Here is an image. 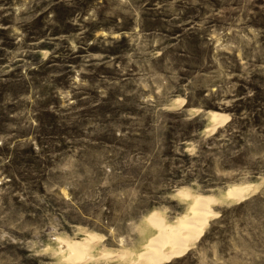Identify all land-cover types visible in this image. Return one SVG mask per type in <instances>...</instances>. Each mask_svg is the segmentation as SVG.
I'll use <instances>...</instances> for the list:
<instances>
[{
  "label": "rangeland",
  "instance_id": "374dc122",
  "mask_svg": "<svg viewBox=\"0 0 264 264\" xmlns=\"http://www.w3.org/2000/svg\"><path fill=\"white\" fill-rule=\"evenodd\" d=\"M188 191L161 264H264V0H0V264H131Z\"/></svg>",
  "mask_w": 264,
  "mask_h": 264
},
{
  "label": "bare ground",
  "instance_id": "6f19581e",
  "mask_svg": "<svg viewBox=\"0 0 264 264\" xmlns=\"http://www.w3.org/2000/svg\"><path fill=\"white\" fill-rule=\"evenodd\" d=\"M211 116L217 120L220 115L212 112ZM247 190V187L232 186L226 191L223 199H243ZM184 195L183 198L187 197L191 200L188 212L172 223H165L162 215L157 211L150 213L146 218L153 228V233L141 250L137 252L124 250L121 253L122 258L134 255V259L130 260L131 264H161L191 248L195 239L208 226L209 219L214 216L213 207L217 204V199L213 196L193 195L189 191ZM95 239V235L89 234L87 238L80 241L63 240L61 249L63 253L65 252L67 260L72 262L85 260L86 257L93 259L91 250Z\"/></svg>",
  "mask_w": 264,
  "mask_h": 264
}]
</instances>
